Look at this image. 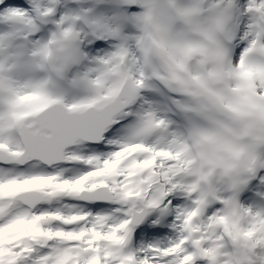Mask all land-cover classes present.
<instances>
[{"label": "snow or ice", "instance_id": "obj_1", "mask_svg": "<svg viewBox=\"0 0 264 264\" xmlns=\"http://www.w3.org/2000/svg\"><path fill=\"white\" fill-rule=\"evenodd\" d=\"M0 264H264V0H0Z\"/></svg>", "mask_w": 264, "mask_h": 264}]
</instances>
